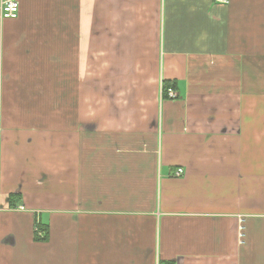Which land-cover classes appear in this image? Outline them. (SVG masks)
I'll use <instances>...</instances> for the list:
<instances>
[{"label":"crops","instance_id":"0c3cea01","mask_svg":"<svg viewBox=\"0 0 264 264\" xmlns=\"http://www.w3.org/2000/svg\"><path fill=\"white\" fill-rule=\"evenodd\" d=\"M17 2L0 264H264V0Z\"/></svg>","mask_w":264,"mask_h":264},{"label":"built area","instance_id":"2783aa9c","mask_svg":"<svg viewBox=\"0 0 264 264\" xmlns=\"http://www.w3.org/2000/svg\"><path fill=\"white\" fill-rule=\"evenodd\" d=\"M213 1L218 4H226L228 2V0H213ZM18 8H19V5H18L17 0H2L0 4V17L7 18V19L16 18ZM166 93L168 97L170 98L176 97L175 92L170 87L166 89ZM182 174H183L182 169L178 168L175 170L173 176L180 177L182 176Z\"/></svg>","mask_w":264,"mask_h":264},{"label":"trees","instance_id":"16d2710c","mask_svg":"<svg viewBox=\"0 0 264 264\" xmlns=\"http://www.w3.org/2000/svg\"><path fill=\"white\" fill-rule=\"evenodd\" d=\"M168 83H164V85H163V89H164V92H166V89L168 88Z\"/></svg>","mask_w":264,"mask_h":264}]
</instances>
